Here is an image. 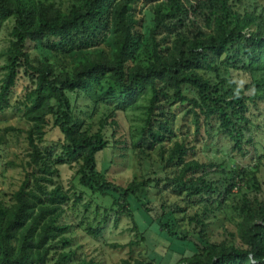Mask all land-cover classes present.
Returning <instances> with one entry per match:
<instances>
[{"label":"trees","instance_id":"16d2710c","mask_svg":"<svg viewBox=\"0 0 264 264\" xmlns=\"http://www.w3.org/2000/svg\"><path fill=\"white\" fill-rule=\"evenodd\" d=\"M245 1L82 0L63 10L48 0H0V31L16 21L0 113L13 110L31 124L32 149L24 182L10 204L0 203V264H51L59 247L65 251L57 264H76V252L67 249L77 226L66 215L82 196L60 183L64 166L76 171L82 188L111 198L117 215L132 220L136 237L153 250L151 259L165 252L170 264H264L260 164L204 162L191 140L176 136L173 108L186 107L196 135L212 130L228 138L235 158L258 153L253 129L259 133L264 125L251 107L264 103V8ZM232 71L249 75L250 83L241 88L223 76ZM22 74L32 86L13 106ZM77 97L89 102L88 115L73 102ZM148 97L144 125L114 147H131L151 168L149 154L158 150L160 168L118 186L99 167L100 155L112 147L105 131L110 127L116 137L119 114L142 109ZM50 129L58 140L48 149ZM7 143L0 132V149ZM165 190L179 202L156 204L154 196ZM228 210L240 218L237 233L213 242L210 216ZM178 212L190 221L187 229L175 222Z\"/></svg>","mask_w":264,"mask_h":264},{"label":"rangeland","instance_id":"374dc122","mask_svg":"<svg viewBox=\"0 0 264 264\" xmlns=\"http://www.w3.org/2000/svg\"><path fill=\"white\" fill-rule=\"evenodd\" d=\"M48 1L55 2L63 10H67L74 4H80L82 0ZM251 1L252 2L246 0L245 2L251 4L258 2L260 4L259 8H264V0ZM15 24V19H12L6 23L0 31V81L7 73V56L5 53L11 46L13 40L12 32ZM223 76L233 78L235 83L241 88H245L251 81L249 75L241 74L237 71H232L230 74H225L223 72ZM31 86L29 78L25 74H22L21 82L16 89V94L13 96V106L20 101V98L24 96L27 88ZM150 99L151 98L148 97L142 100V109L130 111L126 114H119L118 121L121 127L117 129L116 137H113L114 130L110 127L105 131L106 138L112 143V147L100 155L99 167L107 174L109 180L118 186L125 187L130 182L147 177L160 168L158 150L149 154L155 160V164H152L153 166L151 168L146 166V164L143 166L144 161L138 158L137 151L133 150L131 147L123 152H121V149L114 147L115 142L120 139H129L130 133L133 135L136 129L144 125ZM73 102L76 103L80 110L84 109L87 115L91 112L90 109L86 108L89 102L84 101L82 98L77 97V100L75 98ZM258 105L259 109L254 105L251 107V116L257 122V117L262 115L258 120H260L261 125H264V103H259ZM173 108L178 119L175 127L176 136L180 141L186 138L191 140L193 145L197 148L199 158L204 162H214L226 166H231L234 163L243 164L245 166H248V164H252V166L260 164V171L258 173L262 185L260 197L264 198L263 129L259 133L256 132V126H254L253 129V137L256 140L258 153L252 149V154L251 156L249 155L248 158H235L236 154L232 153V143L228 138L212 130L210 131V135H206L205 131H203L202 135H196L195 127L192 125V118L184 117L186 107L177 105ZM101 117L102 113H99L95 117V121H93L96 131L99 129V119ZM30 128L31 124L21 115H17L13 110L0 113V132L7 134L8 142L6 146L0 149V203L10 204L13 199V194L19 190L24 182L26 175L25 167H27L28 162L31 160L30 153L32 152L28 141V131ZM10 129L14 130L11 131ZM57 135L58 132L52 129L49 133L47 142L43 146L48 149L56 146L54 142L58 140V138H56ZM260 157L261 159L259 161ZM10 163L15 166H10ZM60 171L62 174L60 183L70 189L75 196H82L81 204L76 206V208H74V203L69 205V211L66 215L68 216V222L77 226L71 234L75 241L72 247L67 249V252L71 250L76 252L75 258H72L76 264L82 260L93 261V264H125L126 261L132 264H134L135 261H143L148 264H170L171 260L169 261L168 254L164 255V250H161V252H164L162 253L163 257L159 254L156 256L155 253H152L150 257L156 258H149L148 252H153V250L151 248L148 250L147 246L136 237L137 233L134 231V223L131 219L127 216L117 215L116 209H113L114 205L111 198L94 195L82 188L78 179L75 178L76 171L69 166L61 167ZM169 172L170 170H168V173ZM154 197L157 200L156 204H165L169 207L179 202V199L170 190H165L164 193ZM217 216H219L217 219L212 215L210 216V220L208 221L210 224L209 235L213 242H223L230 234L237 233L240 218L233 210H228L227 214H217ZM105 218H108V222L103 224ZM177 218L181 226L187 229L190 221L185 217L184 213L178 212L176 217H174L175 222ZM180 224L176 223L175 226L178 227ZM89 228L96 231L101 230V235L96 236L95 234H90ZM136 241H139L138 245L131 244ZM157 242L159 244L158 240ZM160 245L162 246V243H160ZM173 250L175 249L173 248ZM64 251L63 248L59 247L58 252L52 257L51 264H57L59 254H62Z\"/></svg>","mask_w":264,"mask_h":264}]
</instances>
